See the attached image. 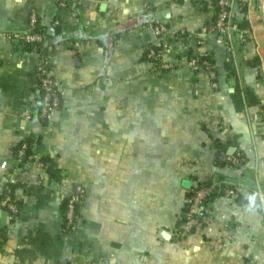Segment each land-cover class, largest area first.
Listing matches in <instances>:
<instances>
[{
  "label": "crops",
  "instance_id": "crops-1",
  "mask_svg": "<svg viewBox=\"0 0 264 264\" xmlns=\"http://www.w3.org/2000/svg\"><path fill=\"white\" fill-rule=\"evenodd\" d=\"M33 11L49 34L56 26L66 34L45 41L47 70L63 85L62 103L46 121L25 115L39 55L18 51L5 36L26 30ZM214 14L207 0H0V195L23 139H31L35 159L49 154L66 170L56 181L32 162L16 175L20 210L12 217L0 208V264H264V0H232L233 17L250 34L242 42L237 33L231 49L222 34L200 32ZM142 15L167 25L163 36L173 46L165 69L143 56L160 43L152 21L124 30L107 61L96 39ZM205 54L216 84L190 63ZM228 56L259 103L237 110ZM256 56L261 78L246 63ZM216 139L242 149L246 160L218 164ZM214 176L238 194L217 196L212 223L178 239L189 186ZM77 185L85 190L79 227L67 235L66 187ZM164 228L171 235L162 236Z\"/></svg>",
  "mask_w": 264,
  "mask_h": 264
},
{
  "label": "built area",
  "instance_id": "built-area-1",
  "mask_svg": "<svg viewBox=\"0 0 264 264\" xmlns=\"http://www.w3.org/2000/svg\"><path fill=\"white\" fill-rule=\"evenodd\" d=\"M63 1V0H60ZM243 3L244 0H239ZM207 5L211 8L217 9V19L213 25L214 31L222 34L225 37L228 48H232V41L235 39L236 34H240L242 42H247L249 39L250 28L248 26H240L239 23L233 18L232 14V0H207ZM55 23H59V19H55ZM38 15L32 12L30 15V24L26 30H14L5 33V36L13 40H25L34 42H45L47 36L46 31L38 30ZM167 25L164 21L158 20L155 23V29L160 36V44L162 48L155 52L152 50L151 55H159L162 57L161 64H154L156 70H161L162 67H169L170 62L166 60V55L171 50L173 43L171 40L164 38L163 34ZM212 31V28L206 24L201 27V34H206ZM204 38L201 39L203 41ZM38 44L34 46L37 49ZM231 56H228V60ZM49 56L45 52L39 55L38 72L39 82L41 87L42 98L37 100L38 94L33 97L31 107L26 109L25 115L30 118L47 120L50 113L58 108L62 103L63 85L61 80L48 72ZM190 63L195 70L206 68L214 78L216 76L214 62L205 57L201 59L198 56H192ZM214 84L216 81L214 80ZM38 107V110H34ZM27 142L24 141L17 154L14 155L12 163L6 170V181L4 183V191L0 197V208H6L11 216H15L20 210L19 198L15 194L14 184L18 182L17 174L25 171L30 164L35 163L39 166L46 167L42 159H35L33 153L30 154L31 160L23 166V155L27 149ZM216 159L229 163L231 165H240L246 160V155L243 150L236 149L232 153L224 152L216 157ZM238 194V189L231 183L222 180L218 177H209L196 179L191 188H188L186 194V205L182 213L185 219L178 224L174 231L178 239H184L193 232L203 231L208 227L213 220L214 200L219 195L234 196ZM85 190L80 187L78 190L74 186L66 187V205L64 213V225L67 235L74 233L79 227L80 221V206L83 202Z\"/></svg>",
  "mask_w": 264,
  "mask_h": 264
},
{
  "label": "trees",
  "instance_id": "trees-1",
  "mask_svg": "<svg viewBox=\"0 0 264 264\" xmlns=\"http://www.w3.org/2000/svg\"><path fill=\"white\" fill-rule=\"evenodd\" d=\"M214 1L217 2V0H214ZM214 10H215V14H214L213 19L206 23V25L210 26L213 31H214L213 25L217 19V9L214 8ZM149 21H152L154 23L158 22L157 20H150V18H148L146 15L134 16V17H131L130 19H128L126 21L118 22L107 33L97 35L96 39L98 40V42L100 44H102L104 46L105 54H106V61L109 59L110 55L112 54V52L114 50L116 38L119 37L124 30L130 29V28H132L138 24L148 23ZM237 22L242 27L247 26V23L245 21H237ZM56 27H57L56 34H54V35L49 34L48 25L42 22L41 16H38V24H37L36 29L46 31V34H47L46 37L49 36L51 42H55L56 40L60 39L59 36L60 37H66V34L61 32V30L58 26H56ZM46 39L47 38H45V41H46ZM48 43H50V42H48ZM48 43L43 42V41L42 42L25 41V40L21 39V40L15 42V47L20 52L33 53V54L40 55L41 52L46 48ZM36 44H38L37 49L34 48V46ZM161 48H162V44H160V43H150L146 47V49L144 50L143 56L148 58V59H151L154 64L159 65L162 63V57L157 55V54L151 55L150 52L152 50H154L155 52H158ZM205 57H209L214 62L213 58L209 54H205V55L201 56L200 58L203 59ZM246 63H248L249 65H251L252 67H254L257 70L258 78L262 77L261 70H260V58L259 57L256 56L253 58H247ZM226 66H227V69L229 70V72L236 74V84H235V89L232 92V97L234 99L237 110H243L245 107H247L249 105L259 103L260 97L254 91L253 88L244 85L243 78H242L241 74L239 73L238 68L234 64L232 57L226 61ZM162 69H165V67H162ZM214 80L216 81V76L214 77ZM36 93L38 94L37 100L40 101L42 98V91H41V87L39 84L36 86ZM34 110L35 111L38 110V107H36ZM44 121H46V120H44ZM24 141L27 142L28 146H27L26 152L23 155V161L21 162L22 166L31 160L30 154L32 153L31 152V142H30L31 139L26 138V139H23L21 142H19L15 146V154L18 153V151H19V149H20V147ZM211 147L215 150L216 157L218 158L219 155H221L224 152H227L229 145L224 144L221 141H219L218 139H216L212 142ZM41 159L46 164V169L50 173V176L52 179H54L56 181H61L66 176V170H64L61 167H58L56 160L53 156L46 154V155L42 156ZM217 163L220 165H223L225 162H222V161L217 159ZM16 185H17V183L14 184V189H15ZM191 187H192V185L189 186V188H191ZM1 196L2 195H0V197ZM65 204H66V202H65ZM184 219H185V215H184V213H181L179 216V223L178 224H180Z\"/></svg>",
  "mask_w": 264,
  "mask_h": 264
},
{
  "label": "water",
  "instance_id": "water-1",
  "mask_svg": "<svg viewBox=\"0 0 264 264\" xmlns=\"http://www.w3.org/2000/svg\"><path fill=\"white\" fill-rule=\"evenodd\" d=\"M168 10H169V9H164V10L156 11V12H155V16H156V18H157V19H161L162 16L165 15L166 12H167ZM49 29H53V27L50 26ZM49 31H50V30H49ZM236 149H237V146H235V145H231V146L228 148L227 152H228V153H232V152H234ZM79 188H80V185H77V186H76V189L78 190ZM161 235L164 236V237H168L169 235H171V231L168 230V229H165V228H164V229L161 231Z\"/></svg>",
  "mask_w": 264,
  "mask_h": 264
}]
</instances>
